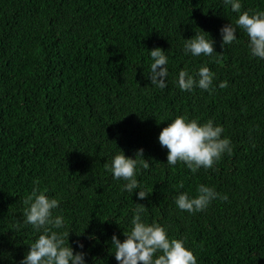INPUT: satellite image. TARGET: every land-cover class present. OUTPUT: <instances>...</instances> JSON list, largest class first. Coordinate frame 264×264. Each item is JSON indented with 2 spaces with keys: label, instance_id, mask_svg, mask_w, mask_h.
<instances>
[{
  "label": "trees",
  "instance_id": "trees-1",
  "mask_svg": "<svg viewBox=\"0 0 264 264\" xmlns=\"http://www.w3.org/2000/svg\"><path fill=\"white\" fill-rule=\"evenodd\" d=\"M240 3L264 12V0ZM238 15L225 0H0V264H21L41 234L24 224L34 187L59 201L56 231L85 264H119L111 238L126 239L137 204L197 264H264V59L241 29L221 46V28ZM197 33L214 41L211 56L185 54ZM157 47L164 89L147 77ZM202 66L214 73L210 89L181 90L179 72L198 80ZM178 116L222 127L232 153L196 173L169 165L158 137ZM140 149L149 168L138 164L139 188L122 191L127 182L105 164ZM201 184L228 199L180 210L176 196L194 198ZM141 189L151 192L143 200Z\"/></svg>",
  "mask_w": 264,
  "mask_h": 264
},
{
  "label": "clouds",
  "instance_id": "clouds-1",
  "mask_svg": "<svg viewBox=\"0 0 264 264\" xmlns=\"http://www.w3.org/2000/svg\"><path fill=\"white\" fill-rule=\"evenodd\" d=\"M225 4H230L231 10L239 15L234 22L221 28V46L237 41V29H241L249 37L251 56L264 59V12H241L240 0H225ZM214 51V41L206 39L201 33L186 39L184 44L185 54L191 53L193 56H211ZM150 55L153 62L147 77L152 85L164 89L167 87V56L159 47L151 49ZM197 76L198 80L181 70L178 87L183 91H191L194 87L209 90L214 73L207 66H202ZM227 86L226 81L219 85L221 88ZM222 132V127H214L211 120L200 125L195 119L189 121L183 116H178L162 129L158 139L161 147L168 150L169 165L175 166L177 162H182L196 173L201 167L211 169L225 152L232 153L231 142L227 138H221ZM140 156H143V149L138 150L135 158L127 157L122 151L113 157L111 165L105 164V168L112 172L115 179L127 182L122 191L133 192L139 188L136 167L140 164L143 169L149 168V163L137 159ZM179 187L183 188V182ZM150 193L141 189L138 198L143 200ZM197 193L194 198H190L187 192L180 193L175 198L177 207L182 211L194 213L205 210L214 199H228L226 194L221 196L215 189L203 184L198 186ZM23 203L26 206L24 224L32 225L41 234L30 244V250L21 264H85L86 254L74 253L72 246L66 244L69 233L56 231L64 227L63 216H53V210L59 207L57 199H50L44 192L39 191L38 187H34L23 199ZM145 211L144 204H137L131 220L132 227L129 231H124L126 239L121 241L115 234L111 238L115 259L119 264H197V257L185 246L183 240L170 239L164 227L142 220ZM117 223L119 224L118 221ZM78 244L81 249L84 247L82 242Z\"/></svg>",
  "mask_w": 264,
  "mask_h": 264
}]
</instances>
